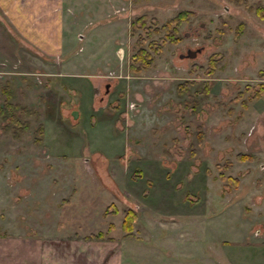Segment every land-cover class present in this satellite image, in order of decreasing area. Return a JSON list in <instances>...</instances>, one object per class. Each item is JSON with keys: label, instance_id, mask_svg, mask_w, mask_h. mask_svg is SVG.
I'll return each instance as SVG.
<instances>
[{"label": "rangeland", "instance_id": "1", "mask_svg": "<svg viewBox=\"0 0 264 264\" xmlns=\"http://www.w3.org/2000/svg\"><path fill=\"white\" fill-rule=\"evenodd\" d=\"M140 37L154 64L132 72ZM262 68L264 19L232 0H0V108L7 86L29 121L15 137L0 112V236L19 238L0 258L35 242L47 264H264Z\"/></svg>", "mask_w": 264, "mask_h": 264}, {"label": "trees", "instance_id": "2", "mask_svg": "<svg viewBox=\"0 0 264 264\" xmlns=\"http://www.w3.org/2000/svg\"><path fill=\"white\" fill-rule=\"evenodd\" d=\"M134 1H138V0H134ZM232 1L235 3L247 5L250 9L254 10L255 14L260 19H264V4L261 2V0H257L254 5L248 4L247 0H232ZM190 13L191 11L186 10V9L179 10L174 16H172L164 24H162L161 28H163L166 31V35L171 42L179 41L180 38L179 36L176 35L178 31V27L183 21L188 20ZM131 22H132L131 29L132 31H134L135 26L137 24L138 25L145 24V14L134 17V19ZM239 25L243 26V23L241 22ZM140 41H141V44L135 49V51L130 56L129 69L132 72H139L142 70H147L150 67H152L154 64L153 53L151 52L149 48L143 45L145 39L143 37H140ZM157 49H158L157 46H154V50H157ZM208 63H209V71L213 72L216 68L217 60L214 59L213 56H210L208 59ZM260 74L264 75V68L260 70ZM189 84H190V81H185L182 84H179V87L181 90L188 89ZM263 89H264V85L259 84L255 93L257 95H260ZM2 95L4 97V101H3V106L0 108V112L2 114V112L6 110V113H8V123H9L4 126V129L7 130L10 127L11 128L10 130H12V134L15 137H19L20 131H22L23 129H26L29 126V121L21 120L20 117L17 116L15 110L21 105L10 101L11 94H10V91L7 89V86L3 87ZM243 104H245V101H243ZM3 115H5V113ZM36 133H39V136L36 137L34 140L36 143H39L42 139V136L40 135L41 133H43V124L41 123L39 124L36 130ZM202 135L203 134L200 133L199 139H201ZM192 151L194 152L195 150L193 149ZM237 157L239 159H245V158H249V155L247 153H237ZM137 171H138V174L140 175L139 168H137ZM222 177H224L223 174H222ZM226 179L228 180L230 184H232V186H237L239 183V178L236 176L228 175L226 176ZM111 205H114V204L111 203ZM109 212L110 210L107 207L103 213L107 215ZM112 212H116L115 207ZM136 216H137V212H136V209L133 207H128L123 215V218L121 221V227L126 231V235L129 237H133L132 228H133V221ZM109 226L112 227V224H110ZM103 234H104L103 231L99 230L94 233L90 232L87 235H85V237L88 239L95 238V237L103 238L102 237Z\"/></svg>", "mask_w": 264, "mask_h": 264}, {"label": "crops", "instance_id": "3", "mask_svg": "<svg viewBox=\"0 0 264 264\" xmlns=\"http://www.w3.org/2000/svg\"><path fill=\"white\" fill-rule=\"evenodd\" d=\"M23 237V240L26 241V239L24 237L27 238V236H21V238ZM19 239L18 237L13 238V237H9V236H0V241L1 240H16ZM97 240V239H96ZM17 241H11V243H14ZM26 250L25 253L21 254L19 256V258L17 259L18 263L16 264H47L46 262V258H45V247L44 245H35V242L33 245H30L28 243H26ZM12 249V245L9 249V251ZM0 264H6V262L4 260H2L0 258ZM8 264H11V262L8 261Z\"/></svg>", "mask_w": 264, "mask_h": 264}, {"label": "water", "instance_id": "4", "mask_svg": "<svg viewBox=\"0 0 264 264\" xmlns=\"http://www.w3.org/2000/svg\"><path fill=\"white\" fill-rule=\"evenodd\" d=\"M198 50H200V48H198V49H187V51H186V55H188V56H195V54H196V52L198 51Z\"/></svg>", "mask_w": 264, "mask_h": 264}]
</instances>
